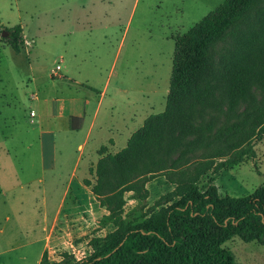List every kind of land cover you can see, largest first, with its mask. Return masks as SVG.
Wrapping results in <instances>:
<instances>
[{"label":"rangeland","instance_id":"obj_1","mask_svg":"<svg viewBox=\"0 0 264 264\" xmlns=\"http://www.w3.org/2000/svg\"><path fill=\"white\" fill-rule=\"evenodd\" d=\"M224 1L0 0V264H39L44 250L51 262L80 263L117 231L109 211L91 191L96 180L93 168L82 179L88 180L90 187L78 185L80 170L74 188H66L71 181L66 173L74 150L64 136H58L53 150L61 170L38 173L22 168L26 156H38L36 132L30 130L31 121L37 119L29 116L31 109L37 110L34 99L38 93L42 97L97 95L108 82L98 121L111 116L114 123L127 125L123 134L127 135L137 126L129 121L132 111L148 116L165 110L176 37ZM256 9L249 11L239 30L227 32L210 47V77L218 99L224 65L238 53L241 36L254 29ZM17 25L25 27L19 54L7 46L4 39L8 34H1ZM26 36L33 39L32 44L25 43ZM57 64L62 70L53 76ZM69 66L72 75L67 76L83 88L63 78ZM252 97L259 105L264 92L253 89ZM244 108L241 104L232 112L227 103V116L223 106L224 113L208 111L202 122L215 118L217 127L227 117L230 124ZM250 142L254 159L232 168L223 166L229 156L213 159L214 169L201 176L199 187L215 185L220 196L253 193L264 182V134L257 131ZM91 146L93 140L87 152ZM203 155L204 151H197L189 156L191 163L148 181L145 189L149 196L144 201L125 193L122 219L128 222L148 217L166 202L168 194L176 201L177 173L192 172L198 163L195 159L202 161ZM223 247L232 253L233 264H264V246L256 242L244 243L233 237Z\"/></svg>","mask_w":264,"mask_h":264},{"label":"trees","instance_id":"obj_2","mask_svg":"<svg viewBox=\"0 0 264 264\" xmlns=\"http://www.w3.org/2000/svg\"><path fill=\"white\" fill-rule=\"evenodd\" d=\"M255 7L254 29L241 36L238 53L225 63L218 99L210 77V47L227 32L239 30ZM6 32L7 46L19 54L24 44L22 28L17 25ZM256 88L264 92V0H225L176 37L165 110L146 118L122 150L98 160L91 191L109 211L117 231L106 236L85 261L75 264H233L232 253L223 247L233 237L264 246V182L243 197L220 196L215 185H198L201 176L214 169L213 159L229 156L223 166L232 168L255 158L250 141L257 131L264 134V100L255 105ZM227 103L232 112L245 104L235 121L227 124L225 117L217 127L215 118L202 122L208 111L224 113L223 106L227 116ZM70 122L71 130L80 129L81 119L70 118ZM197 151L204 155L202 161L195 159L193 171L177 173L176 201L168 194L148 217L122 219L125 193L146 200L148 181L189 164V156ZM174 154L177 157L172 158ZM83 184L91 186L88 180ZM39 264L73 263L51 262L44 250Z\"/></svg>","mask_w":264,"mask_h":264},{"label":"crops","instance_id":"obj_3","mask_svg":"<svg viewBox=\"0 0 264 264\" xmlns=\"http://www.w3.org/2000/svg\"><path fill=\"white\" fill-rule=\"evenodd\" d=\"M20 27L25 32V27L21 25ZM26 39L25 43H33V39L29 37ZM60 68L62 70L61 66ZM67 74L72 75L70 66L65 69V77L63 78L68 80L69 84L83 88L80 82L71 78L72 76L68 77ZM108 86L109 83L106 82L102 91L97 95L91 92L87 96L76 94L61 97L47 94L45 97H42L38 93L34 99L37 104V110L31 109L29 112L31 118L37 119L35 123L31 121L33 127L30 130L36 132L35 141L38 147V156L34 158L26 156L27 163L22 168L25 170H36L38 173H55L61 170V161H57L54 158L56 156L53 155V150L54 148L56 150L58 136H64L65 140L72 143L74 150V154L70 155L71 161L66 173L67 178H71V181L66 185V188L68 190L74 188L72 185L76 178L79 177L77 174L80 170H82V173L77 178L78 185L87 188L83 184L84 180L82 179L89 176L90 170L92 168L94 170L98 160L106 155H114L122 150L131 135L141 128L145 119L150 116H147V114L141 115L137 110L132 111L129 121L137 123V126L135 130L128 132L127 135H123L128 129L127 125L114 123L111 120V116L100 123L98 120ZM66 96L68 98H63ZM112 110L113 108L111 107L108 109L110 112ZM70 118L82 120L80 129L76 131L70 129ZM72 123L76 124V122ZM92 140L94 146H91L92 149L90 152H87Z\"/></svg>","mask_w":264,"mask_h":264},{"label":"built area","instance_id":"obj_4","mask_svg":"<svg viewBox=\"0 0 264 264\" xmlns=\"http://www.w3.org/2000/svg\"><path fill=\"white\" fill-rule=\"evenodd\" d=\"M60 70H61L60 65H57V66L55 67L54 71L52 72V75H53V76H59V75H58V72H59ZM31 115H32V113H31Z\"/></svg>","mask_w":264,"mask_h":264},{"label":"water","instance_id":"obj_5","mask_svg":"<svg viewBox=\"0 0 264 264\" xmlns=\"http://www.w3.org/2000/svg\"><path fill=\"white\" fill-rule=\"evenodd\" d=\"M6 35H7V33L2 32V36H6Z\"/></svg>","mask_w":264,"mask_h":264}]
</instances>
